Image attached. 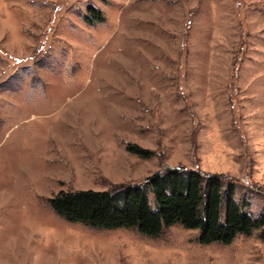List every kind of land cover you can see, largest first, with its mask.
<instances>
[{
  "label": "rangeland",
  "instance_id": "1",
  "mask_svg": "<svg viewBox=\"0 0 264 264\" xmlns=\"http://www.w3.org/2000/svg\"><path fill=\"white\" fill-rule=\"evenodd\" d=\"M169 167L263 215L264 0H0V264H264L262 230L206 245L50 204Z\"/></svg>",
  "mask_w": 264,
  "mask_h": 264
},
{
  "label": "trees",
  "instance_id": "2",
  "mask_svg": "<svg viewBox=\"0 0 264 264\" xmlns=\"http://www.w3.org/2000/svg\"><path fill=\"white\" fill-rule=\"evenodd\" d=\"M89 24L104 21L92 8ZM129 151L149 157L140 149ZM56 213L72 222L98 229L133 228L157 238L166 228L180 224L199 230V242L230 244L238 235L264 233V213L253 217L236 200L233 185L218 174L169 167L138 184H120L97 191H61L50 199ZM264 235V234H263Z\"/></svg>",
  "mask_w": 264,
  "mask_h": 264
}]
</instances>
